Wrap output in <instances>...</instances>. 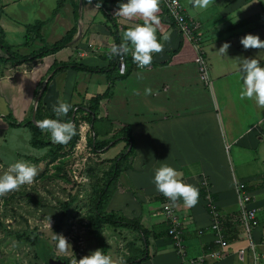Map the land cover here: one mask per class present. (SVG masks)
Wrapping results in <instances>:
<instances>
[{"label": "crops", "instance_id": "1", "mask_svg": "<svg viewBox=\"0 0 264 264\" xmlns=\"http://www.w3.org/2000/svg\"><path fill=\"white\" fill-rule=\"evenodd\" d=\"M56 2H0V27L22 28L19 30L24 36L26 26L30 25L29 17H33V22L47 21L41 35L48 45L77 25L72 42L57 54L22 64L18 70L0 67V116L30 115L39 87L51 76L48 71L54 61L67 62L74 58L79 64L99 69L111 65L110 48L115 43L110 25L99 8L89 0H78L76 19L73 4L67 0L60 12L48 20ZM124 2L126 0H113L105 6L120 28L121 42L127 28L143 23L142 17L115 16L119 4ZM181 3L187 16L202 27L199 44L209 65L210 89L199 78L197 49L177 32L159 3L156 13L159 24L155 28L163 49L152 54L150 65L135 67L125 78L112 82L108 74L59 72L45 92L44 109L54 116L52 107L58 101L79 105L98 95L102 97L98 118L112 123V132L98 139H109L125 126L129 128L134 153L128 161L129 169L118 177L107 211L140 221L148 235L149 256L141 264H187L200 256L204 258L203 264H252L250 253L246 251L243 257L238 254L247 247V242L232 220L239 211L235 183L242 182L258 211L259 226L254 232V241L257 253L264 255V223L261 221V217L264 218V107L239 97L236 65L241 58H254L264 67V49H244L240 44V38L246 34L264 40V13L261 14L264 5L261 6V0H208L204 8L193 7V0H181ZM10 30L7 29L6 40L12 36ZM165 35L168 38L161 40ZM225 43L229 47L219 51ZM61 52H65V60L58 61L55 57ZM0 57H4L1 51ZM94 76L101 79L95 80ZM145 88H151L152 93L146 95ZM67 116L68 113L59 119L66 121ZM124 148L125 142H119L97 155L101 160H112ZM39 151L40 157L44 150ZM164 164L181 172V179L199 190L195 206L185 207L182 200L175 203L183 228L184 256L177 254L166 236L152 237L153 229L159 235L160 227H166L162 198L153 184L155 170ZM207 197L212 198L227 221L224 236L228 245L220 258L211 255L219 245L210 230ZM259 264H264V260Z\"/></svg>", "mask_w": 264, "mask_h": 264}, {"label": "rangeland", "instance_id": "2", "mask_svg": "<svg viewBox=\"0 0 264 264\" xmlns=\"http://www.w3.org/2000/svg\"><path fill=\"white\" fill-rule=\"evenodd\" d=\"M263 5L264 1L261 0V6ZM262 13H264L263 9H261ZM32 18L27 19L30 25L35 24ZM7 29L12 32L9 40H6ZM19 29L22 28L10 26L2 30L6 42L16 45L15 52L26 55L42 47L39 41L31 39L32 37L26 40V31L23 36ZM25 43H28V46H23ZM65 56V52H61L55 58L61 61L65 60ZM93 78L101 79L99 76ZM46 81L47 79L39 87L38 92ZM12 115L18 122L29 119V116L25 117L21 114ZM84 124L80 122V140L70 153L68 176L71 183L64 184L41 178L44 165H35L27 160L29 157H39L41 152L29 146L30 134L26 127L11 129L6 121H0V175L7 171L10 164L17 161L28 162L37 168L33 183L21 185L15 191L0 195V264H45L38 252L39 244H36V241L39 240L46 242L57 257L67 258L68 264H74L75 260L78 262L97 250L88 234L85 213L90 206L91 187L97 183V178L102 177V172L109 167L111 160H101L97 155L99 153L91 152L86 145L89 126ZM26 197L32 198L33 202L28 203ZM72 199L70 208L61 220V229L56 232L54 229L59 225L62 205ZM261 221L264 223L263 216ZM55 235L65 238L71 248L60 250ZM103 236L110 246L108 255L118 261L121 255L126 253L127 243L136 237L131 232L113 231L110 228L104 229Z\"/></svg>", "mask_w": 264, "mask_h": 264}, {"label": "trees", "instance_id": "3", "mask_svg": "<svg viewBox=\"0 0 264 264\" xmlns=\"http://www.w3.org/2000/svg\"><path fill=\"white\" fill-rule=\"evenodd\" d=\"M67 0H57L55 9L53 10L51 17L54 18L60 10L63 8ZM73 4L76 19L78 17V0H70ZM92 4L97 6L99 10L103 13L107 19L111 35L114 43L119 45L120 40V28L116 23L115 19L108 13L106 5L113 0H89ZM165 10V9H164ZM1 14V10H0ZM47 21H37L33 25L26 26V37L38 40L42 43V47L31 54L22 55L15 52V48L8 44L5 40L4 33L0 28V51L4 57H0V67L8 66L14 70H18L22 64L32 63L37 60H42L45 57L53 56L59 51L67 47L74 39L77 33V25L72 27L60 40L54 44L48 45L45 43L41 30ZM23 46H28V43L23 44ZM120 57L112 56V62L109 68L99 69L98 67L87 66L79 64L74 60H69L67 62H57L54 61L53 65L48 71V76L50 78L47 80L45 87L42 89L41 97L38 101V107L35 109V121H32V112L29 115L27 121L18 122L12 115L8 113L5 116H0L3 121H6L8 127L11 129L26 127L29 131L30 138L28 144L31 148L35 150H44V153L38 157H29L27 160L31 161L35 165L43 164L44 171L41 174V178H46L51 181L62 182L64 184H70L71 180L68 176V166L70 164V153L73 151L78 141L80 140V122H83L89 126V135L86 138V145L91 150V152L103 153L106 149L112 148L119 142H125V148L121 153H119L115 158L110 161L109 167L102 172V177L97 178V183L91 187V199L90 206L85 213V219L87 220L88 234L94 242L96 249L102 250L106 254L109 253L110 246L106 243L103 231L105 228H110L113 231L125 230L136 235L134 240L129 241L126 245V253L121 255L124 264H141V262L147 260L148 256V235L141 228L140 221L138 219L129 220L116 212L107 211V205L109 200L116 189L119 175L129 169V158L133 156L134 145L133 138L131 137L129 128L125 126L115 133L109 139L100 140L98 137L108 136L112 132V123L107 119L98 118L99 115V104L101 96L95 95L85 100L82 104L73 105L74 110L68 112L66 121L73 123L76 128V134L64 145L52 143L50 136L46 131H41L36 126V121L41 120L45 117L55 118L49 115L43 104V97L48 88L49 83L53 77L64 70H73L76 72H84L87 74H108L109 80L112 82L113 79H123L125 78L133 68H139L136 63L133 62L131 57V52L123 56V64L119 66L118 60ZM117 75H114V73ZM45 80V79H44ZM43 80V81H44ZM38 94V93H37ZM105 96V94L103 95ZM51 170V172H49ZM247 189V188H246ZM22 195V193H21ZM28 203L33 202L32 198L26 197ZM73 199L65 202L62 205V214L59 221V225L55 227V231L58 232L61 227V220L65 215V212L70 208ZM160 234L157 235V230L153 229L152 237L154 239L160 238L161 236L167 237L168 235L167 225L160 227ZM21 237V236H18ZM39 244V251L41 257L43 258L45 264L46 257L55 256L51 247L44 241H36ZM68 264L67 258H63Z\"/></svg>", "mask_w": 264, "mask_h": 264}, {"label": "clouds", "instance_id": "4", "mask_svg": "<svg viewBox=\"0 0 264 264\" xmlns=\"http://www.w3.org/2000/svg\"><path fill=\"white\" fill-rule=\"evenodd\" d=\"M208 0H193V7L204 8ZM159 8V0H126L120 3L115 16L125 19L142 17V24H135L123 32L122 42L113 44L110 54L122 57L131 52V57L138 67H145L152 63V54L159 53L163 44L157 39L155 26L159 24V17L156 15ZM168 37L162 36L161 40ZM240 44L244 49H264V40L252 34H246L240 38ZM228 43L222 45L219 51H225ZM236 71L240 80L239 97L251 99L259 107H264V67H261L257 59L241 58L237 60ZM145 94L152 93L151 88H145ZM38 107L34 102L33 110ZM73 105L58 101L52 107L55 118L45 117L36 121V126L41 131H46L52 143L66 144L75 134L76 128L71 122L61 121L59 117L65 116ZM37 175V168L25 161H17L8 166L7 171L0 175V195L17 190L21 185L33 183ZM182 173L170 165L164 164L157 168L153 175V184L156 191L169 199L173 204L178 200L183 201V206L193 207L198 202L199 190L192 184L184 182ZM58 241V248L66 250L70 245L62 236L55 235ZM71 248V247H70ZM74 264H124L123 259L119 261L106 254L102 250H95L89 255L81 258Z\"/></svg>", "mask_w": 264, "mask_h": 264}, {"label": "built area", "instance_id": "5", "mask_svg": "<svg viewBox=\"0 0 264 264\" xmlns=\"http://www.w3.org/2000/svg\"><path fill=\"white\" fill-rule=\"evenodd\" d=\"M159 3L165 9L170 22L177 32L193 43L197 49V70L199 78L201 83L210 89L212 87V81L209 75V65L204 56L203 49L200 48L199 44L201 41V25L187 16L181 0H159ZM118 64L119 66L123 64V56L119 58ZM204 185H206L205 182ZM235 191L238 199L239 211L238 215L232 220V222L235 227L241 229L247 242V247L240 249L238 254L243 257L247 251L251 255L252 264H259L260 260H264V255L257 253L256 243L254 241V232L259 226L258 211L257 208L252 205V197L247 191L245 184L242 182H236ZM160 196L162 198V214L168 228V235L170 236L171 243L177 254L184 256L185 247L183 241V228L176 214L175 204L164 197L161 193ZM207 207L211 217L210 230L214 234V241L219 245V249L212 252L211 255L215 258H220L228 245L224 236L227 221L216 209L212 198L210 197H207ZM202 233V231H199V234ZM203 263L204 258L202 256L189 260V264Z\"/></svg>", "mask_w": 264, "mask_h": 264}, {"label": "water", "instance_id": "6", "mask_svg": "<svg viewBox=\"0 0 264 264\" xmlns=\"http://www.w3.org/2000/svg\"><path fill=\"white\" fill-rule=\"evenodd\" d=\"M41 93H42V90L37 94L34 102H38L39 101V99L41 97ZM32 121L33 122L35 121V110H33V112H32ZM46 263L47 264H67L66 261L63 258L57 257L56 255L55 256L46 257Z\"/></svg>", "mask_w": 264, "mask_h": 264}]
</instances>
